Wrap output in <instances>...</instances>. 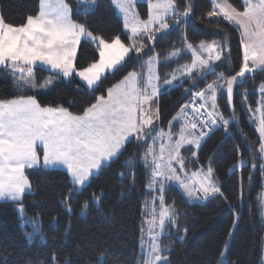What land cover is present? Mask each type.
Returning <instances> with one entry per match:
<instances>
[{"label":"snow or ice","instance_id":"6c2138e0","mask_svg":"<svg viewBox=\"0 0 264 264\" xmlns=\"http://www.w3.org/2000/svg\"><path fill=\"white\" fill-rule=\"evenodd\" d=\"M146 2L147 19H141L135 10L136 0H113L122 13L124 29L129 33L131 43L128 45L119 36L109 42L94 35L85 24L74 21L73 9L67 0H39L36 14L28 15L26 22L18 26L6 22L0 12V72L7 74L16 92L12 98L0 99V201L11 202L17 207L22 223L32 227L31 232L25 233L29 239L41 235V225L38 218H29L25 214L23 197L32 187L26 169L65 168L73 184L63 201L70 212L72 195L86 185L97 170L118 158L130 137L144 145L141 159L149 169L147 186L150 194L156 193L150 203L146 202L145 223L149 240L141 243L139 264H168L165 253L170 245H164L161 237L166 235L167 228L177 225L179 215L175 202L165 201L169 183L175 182L189 199L223 196L211 163L206 169L201 167L189 172L181 149L186 146L199 148L208 134L205 129L210 131L218 123L227 130L235 117L226 119L219 111L218 93H226L231 105L234 87L241 86L246 77L255 79L256 73L264 72V0H241L239 9L229 0H211L212 7L207 16L222 17L240 34L242 63L234 75L216 72V62L226 58V42L202 40L193 45L184 34V47L173 49L164 58L172 61L182 53H191V63L179 66L163 81L169 86L182 77L191 81L185 91L190 92L193 99L173 117L176 122L183 121L178 133L171 130L172 121L167 132L153 127L160 117V76L157 71L160 56L154 50L141 65L140 72H128L107 88L106 95L95 97L96 102L79 114L63 106H42L37 99L40 91L73 75L94 91L106 73L119 70L130 52L134 51L138 54L137 59L140 58L145 38L155 41L157 33L166 34L169 29L188 23L192 13L190 0H185L182 11L177 0ZM95 4L96 0H77L76 14L90 15ZM82 39L97 44L99 59L78 70L75 61ZM37 71H48L51 75L38 85ZM213 74L214 80L192 92V87H198V80ZM258 91L261 98L256 109L249 106L248 110L259 114L256 127L259 146L253 156L258 155L264 161V82L258 86ZM243 95L246 98L247 89ZM191 155L195 157L196 153L193 151ZM243 165V160L238 161V166ZM252 167L256 168L257 164L253 162ZM259 167L264 173V163ZM93 198L100 199L95 194ZM84 208H87V202ZM223 257L222 252L221 259ZM48 264H60L56 253L52 254ZM94 264H107V253L99 252Z\"/></svg>","mask_w":264,"mask_h":264},{"label":"trees","instance_id":"16d2710c","mask_svg":"<svg viewBox=\"0 0 264 264\" xmlns=\"http://www.w3.org/2000/svg\"><path fill=\"white\" fill-rule=\"evenodd\" d=\"M67 2L73 9V20L85 24L94 35L107 41L119 36L125 43H131L123 18L111 0H96L94 11L87 16L76 14L77 0ZM190 2L192 13L188 23L169 29L166 34H157L149 51L153 47L160 59H164L173 49L183 46L184 34L192 44L202 40L226 42V58L216 62V72L234 75L242 63L239 32L222 17L207 16L212 7L211 0ZM229 2L241 8V0ZM177 3L182 11L185 0H177ZM38 6L39 0H0V12L5 21L17 26L26 22L28 15L36 14ZM135 8L141 19L147 17L146 1H137ZM97 59L95 45L82 40L78 46L76 68L87 67ZM187 59L183 56L178 60H162L159 73L175 68ZM133 69H138V61L131 55L119 70L106 73L94 91L73 75L56 81L48 92L38 93L37 99L42 106H63L79 114L95 103V97L105 95L107 88ZM49 75L48 71H37L36 79L42 82ZM215 78L214 74L208 75L205 80L197 81L198 87L192 88L200 90ZM263 80L264 72L256 73L255 79L246 77L241 86L235 87L231 105L226 93H218L219 111L226 119L233 115L235 119L227 130L223 125L216 129L199 148L186 146L181 149L189 172L201 167L206 169L211 163L223 196L216 194L199 201L189 199L175 182L166 186L165 201L169 204L174 201L179 214L177 225L167 228L166 235L161 237L164 245H170L165 253L168 264H261L264 221L259 202L263 189L259 165L262 160L258 155L253 156L259 146V136L246 117L240 91L247 89L254 105L258 97L256 86ZM190 86L191 81L183 78L180 83L161 90L156 128L169 131V122L185 102L187 97L184 98L183 93ZM15 94L7 74L0 72V99ZM180 126V122L173 123L172 132L178 133ZM143 151L144 145L138 144L135 137L130 138L118 158L104 165L72 195L70 212L63 201L73 184L64 169L38 167L27 170L32 187L23 197L24 210L27 217L39 219L41 235L29 239L25 233L31 232L32 227L22 223L17 207L11 202L0 201V264H48L53 253L58 255L60 264L67 261L70 264H94L101 251L107 253V264H139L141 243H147L146 202L150 203L156 195L155 192L150 194L147 186L149 169L141 159ZM193 151L195 157L191 155ZM240 160L244 161L242 167L238 166ZM253 162L257 164L256 168L252 167ZM94 194L100 197L98 201L93 198ZM143 233L144 239L141 238ZM222 252L225 262L221 260Z\"/></svg>","mask_w":264,"mask_h":264},{"label":"rangeland","instance_id":"374dc122","mask_svg":"<svg viewBox=\"0 0 264 264\" xmlns=\"http://www.w3.org/2000/svg\"><path fill=\"white\" fill-rule=\"evenodd\" d=\"M112 2H113V0H111ZM137 1H141V0H136V2ZM143 1H146V0H143ZM136 4V3H135ZM114 6H115V4H114ZM147 7H148V5H147ZM115 8H116V10L118 11L117 13L123 18V16H122V13H120L119 12V10L117 9V7L115 6ZM135 10H136V8H135ZM137 11V10H136ZM73 19V18H72ZM145 19H147V17L145 18ZM157 34H159V33H157ZM156 34V35H157ZM83 40V39H82ZM123 43H125L123 40H121ZM110 42V41H109ZM143 43H144V45H145V47H144V49L142 50V52L139 54V59H137V53H135L134 51L133 52H130L129 53V57L131 56V55H133L135 58H136V60L138 61V69L137 70H135V69H133V70H135V71H137V72H140L142 69H141V65L143 64V62L144 61H146L147 59H148V56L149 55H152L153 54V47H151V51H149V48H150V46L152 45V41L150 42V41H148L146 38L143 40ZM94 45H95V47L97 48V51H98V47H97V44L96 43H93ZM126 45H128L127 43H125ZM130 44V43H129ZM197 44H199V43H197ZM196 44V45H197ZM193 45H195V44H193ZM184 47V45L181 47H178V48H180V49H182ZM188 57V59L187 60H184L183 61V63L181 64V65H184V64H190L191 63V53H188V54H183L182 53V55L180 56V57H176V58H174V60H178V59H181L182 57ZM129 57H126L125 58V61L126 60H128L129 59ZM98 59H99V51H98ZM97 59V60H98ZM163 59H160V62L162 61ZM165 60V59H164ZM124 63V62H123ZM180 64L177 66V68L179 67V66H181ZM165 67V66H164ZM163 67V68H164ZM176 68V69H177ZM79 70V69H78ZM132 70V71H133ZM109 73V72H108ZM8 77V76H7ZM77 78H79L78 76H76ZM183 78V77H182ZM8 79H10L9 77H8ZM181 79V78H180ZM79 80L87 87V85H86V82H84V81H82L80 78H79ZM177 80H179V79H177ZM176 80V81H177ZM10 81H11V79H10ZM12 82V81H11ZM36 82H37V84L39 85V84H43V82L44 81H42V82H38L37 81V79H36ZM261 82H264V80L263 81H261ZM261 82L259 83V84H257V86H256V89H255V91L257 92V95H258V97H257V101L261 98L260 97V93H259V91H258V86L261 84ZM175 83H174V81H173V83H172V85H174ZM53 85H51L49 88H47V89H44V90H42L41 92H48L50 89H51V87H52ZM12 88H13V90H14V85H13V83H12ZM88 88V87H87ZM204 88V87H203ZM202 88V89H203ZM240 92H242V93H244V90H241ZM218 97V96H217ZM243 97H244V99H242L241 100V102H242V105H243V107H244V110H245V114H246V117H247V119H248V121L255 127V129H256V127H257V121H258V118H259V114L258 113H254V111H249L248 109H249V106L253 109V110H255L256 109V107H257V102H256V104H254V105H252V102L250 101V99H249V97H248V94H247V96H246V98H245V96L243 95ZM96 102V101H95ZM156 122L157 121H155L154 122V125H153V127H156ZM165 132H167V131H165ZM257 132V131H256ZM257 134H258V136H259V133L257 132ZM174 137H175V135H174ZM130 138H132V137H130ZM129 138V139H130ZM175 139V138H174ZM195 148V147H194ZM158 149V148H157ZM262 163H264V161H262ZM175 166V165H174ZM38 168V167H37ZM41 168H43L42 166H41ZM59 169H64L66 172H67V170L65 169V168H63V167H58ZM27 170H31V169H27ZM27 170H26V175H27ZM98 172V170L96 171V173ZM95 173V174H96ZM70 179H71V177H70ZM262 184H263V189H262V192H261V195H260V197H259V202H260V208H261V214H262V218H263V221H264V173H263V179H262ZM18 210V209H17ZM19 213V212H18ZM145 220H146V218H145ZM141 238H143L144 239V233H143V236L141 237ZM145 240L148 242V240H149V236H148V232H147V235H146V238H145ZM261 264H264V235H263V246H262V256H261Z\"/></svg>","mask_w":264,"mask_h":264},{"label":"crops","instance_id":"0c3cea01","mask_svg":"<svg viewBox=\"0 0 264 264\" xmlns=\"http://www.w3.org/2000/svg\"><path fill=\"white\" fill-rule=\"evenodd\" d=\"M196 45V44H195ZM198 45V44H197ZM164 60V59H163ZM166 61V60H165ZM161 63V62H160ZM160 63L157 65V71H158V73H159V65H160ZM181 65V64H180ZM177 68V66L175 67V68H172V69H169V70H167V69H164L163 71H162V73H159V76H160V81H159V83H160V92H161V90H163L164 88H168V87H171V86H174V85H176V84H178V83H180L181 82V80L183 79V78H181V79H179V80H174V85H165L164 83H163V81H164V79L166 78V76H167V74H170V73H172L175 69ZM127 75V74H126ZM167 78H170V76H168ZM123 79V78H122ZM41 92V91H40ZM39 92V93H40ZM28 94H33L32 92H29ZM107 94V93H106ZM105 94V95H106ZM16 95V94H15ZM12 98V97H11ZM182 107V106H181ZM181 107L179 108V110L177 111V113H176V115L174 116V117H176L177 115H178V113L180 112V109H181ZM173 123H177L176 121H174L173 120V118H172V120H171ZM180 123H183V121H181ZM181 127V126H180ZM180 129V128H179ZM157 148H158V145H157ZM27 170V169H26ZM69 175V174H68ZM69 177H70V175H69Z\"/></svg>","mask_w":264,"mask_h":264},{"label":"built area","instance_id":"2783aa9c","mask_svg":"<svg viewBox=\"0 0 264 264\" xmlns=\"http://www.w3.org/2000/svg\"><path fill=\"white\" fill-rule=\"evenodd\" d=\"M193 99L192 94L191 96L186 100V102L184 104H188L191 100ZM189 111L191 112V109H189ZM221 126V123H218L216 126H214L210 131L205 129V131H207V135L204 137V139L201 141V143L210 135L212 134L216 129H218ZM201 145V144H200ZM204 200V199H202Z\"/></svg>","mask_w":264,"mask_h":264},{"label":"water","instance_id":"95a60500","mask_svg":"<svg viewBox=\"0 0 264 264\" xmlns=\"http://www.w3.org/2000/svg\"><path fill=\"white\" fill-rule=\"evenodd\" d=\"M189 88V87H188ZM187 89V88H186ZM190 92H186V91H184V93H183V97L185 98V97H187L188 96V94H189ZM234 95V94H233ZM233 100V99H232ZM232 104V103H231Z\"/></svg>","mask_w":264,"mask_h":264},{"label":"bare ground","instance_id":"6f19581e","mask_svg":"<svg viewBox=\"0 0 264 264\" xmlns=\"http://www.w3.org/2000/svg\"><path fill=\"white\" fill-rule=\"evenodd\" d=\"M221 260H222V262H225L224 259H221Z\"/></svg>","mask_w":264,"mask_h":264}]
</instances>
